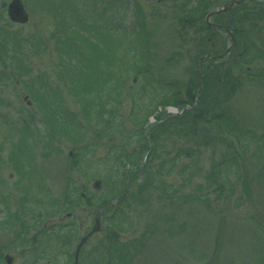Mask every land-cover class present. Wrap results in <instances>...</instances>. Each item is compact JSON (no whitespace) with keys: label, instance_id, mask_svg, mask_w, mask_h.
Masks as SVG:
<instances>
[{"label":"rangeland","instance_id":"rangeland-1","mask_svg":"<svg viewBox=\"0 0 264 264\" xmlns=\"http://www.w3.org/2000/svg\"><path fill=\"white\" fill-rule=\"evenodd\" d=\"M9 1L0 0V44L1 33L9 34V40L3 42L7 50H0V264L9 253L16 257L13 264H64L78 240L91 229L95 207L87 208L80 202L72 211L55 215L48 212L73 188L76 193L84 190L93 194L95 199L106 196L107 185L102 178L110 167L101 159L112 156L114 152L109 151L120 143L128 153L137 151L139 144L133 134L138 117L155 104L154 95L163 89L143 74L134 77L130 71L124 91H113L114 100L109 105L114 108L110 124L117 125L119 116H123L122 120L128 119L126 128L110 136L103 125L105 117L99 123L102 129L87 126L81 100L69 92V82L61 79L57 68L62 32L67 38L72 32L70 26L78 31L89 20L97 27L110 21L112 27L124 26L116 28L120 42L124 32H132L137 24L148 38L153 78H162L167 84L178 82L183 87L191 77L184 69L188 64L194 66L198 38L203 34L192 24L203 20L204 11L198 10L201 0H22L29 20L17 24L7 17ZM215 2L210 1L205 10L219 8ZM236 10L241 40L232 61L229 57L220 68L230 66L234 91L220 87L215 92L228 96L221 97L219 113L215 112L220 125L212 131L213 142L193 151L199 135L173 144L172 137L160 131L154 158L136 181L148 175L153 187L127 195L118 207L102 215L101 229L81 248L78 264H106L107 259H113L108 257L113 240L119 243L122 257L109 264H264V3L248 1ZM186 11H190L192 22H186ZM78 13L79 23L73 21ZM101 35L96 37L100 40ZM13 38L26 44H46L32 47L34 53L25 50L31 55L23 56L20 65L26 70L21 73L14 58ZM138 64L143 63L138 60ZM48 89L52 92L45 95L49 108L55 109L53 114L70 131L61 132L58 127L52 130L47 122L49 111L38 108L42 97L38 95V103L31 94ZM184 92L181 88L180 95ZM25 95L31 100L29 106L23 100ZM167 111L174 112L172 108ZM153 112L150 122L158 114ZM71 113L84 125L66 120ZM96 115L94 111L90 114L93 123L98 122ZM24 125L32 131L30 158L21 151L20 141L28 142V138L22 139ZM179 144L187 155L179 157L177 167H172ZM83 154L82 166L90 179L73 167ZM212 163H220V174L225 171L227 190L222 194L206 188ZM110 172L113 177L119 173L113 168ZM95 179L101 181L98 191L90 187ZM118 187L122 189L121 184ZM138 187L134 185L130 192ZM229 187L232 189L228 191ZM36 199L44 202L38 204ZM59 223L66 225V231L64 240L56 244L48 236L54 234L52 230ZM72 223L78 228L77 239L65 249ZM127 244L138 246L126 252L123 247Z\"/></svg>","mask_w":264,"mask_h":264},{"label":"trees","instance_id":"trees-1","mask_svg":"<svg viewBox=\"0 0 264 264\" xmlns=\"http://www.w3.org/2000/svg\"><path fill=\"white\" fill-rule=\"evenodd\" d=\"M185 17L186 22H192V20L190 19L192 18L191 13H186ZM108 32H110V30ZM108 32L104 31L102 42L93 41L92 38L88 36L90 34V30L83 29L81 33H78L77 30L72 32L73 34H78V43H80L81 47L80 55L83 56V58L80 57L77 61H72V59L69 58L63 59L62 67L64 68V70L61 71V76L70 81V90L72 92L81 95V97L85 99L83 102L84 108L82 109L84 115L89 116L87 114V109L91 104L93 105L94 103L98 102L97 104L99 109L97 111V114L99 115L100 121V118H102L103 116L102 110L106 109L107 112H112V108L109 107V105L112 103V100H114L112 92L114 91L116 92V94H122L125 89V79L130 71L134 72V77L143 74L144 78H146L147 80H150L152 83L154 82L155 84L161 85L163 91L155 95V98L159 97L160 99L156 101V104H154L153 107L154 110L158 107L162 108V112H160L157 117V121L160 122L157 124H153L148 130V139L151 141L154 148L149 153L145 166L142 168H137L141 163L143 154L148 150V144L144 136V130L145 125L147 124V117L151 114L150 108H147L144 114L138 117V127L133 134V138L137 139V143L139 144L137 151L132 150L133 153H128L126 149L123 148L122 143H120V147L113 146V149L109 151L110 153L113 151L114 154H112V156H107L108 164L112 168L123 169L126 166L132 167V169L128 171L131 189L134 185H138L139 187L134 190V192H129L128 195L140 194L143 190H148L149 186H152V180L148 175L141 182L136 183V181L138 175L145 172V170L149 167L152 159L154 158L155 145L157 144L160 135H162L159 134L160 131L169 134V136H171L173 139V144H178L179 141L181 142L188 140L189 135H199L200 140L196 139V148L193 149V151L197 149L199 150L201 144H207L210 141L213 142V135H211L212 131L214 127L220 125V123H218L217 114H215V112L219 113V103L221 101V97L228 96L227 94L221 95L216 94L215 92H219L218 89L220 87L223 91H234V77L231 76V69H229L230 66L226 70H220L221 66L215 64L213 61H204L201 68L202 74L204 75L203 90L195 101V90H197L200 79L192 64H188L184 69L185 73H187L191 77L189 79V83L187 85H184L183 87H181L178 82L167 84L162 78L154 79V73L152 72V66L154 63L150 62L151 56L149 54L150 52L148 51L147 46L148 38L147 35L143 33V30L140 31L139 28L138 31L133 29L132 32H124V35L121 38V42H123V45L120 44L119 48L123 50L121 56L123 57V59H125V61H123V63L120 65H116L115 60L113 59V55H110L111 51L109 49L110 47H113V49L115 48V38ZM142 36L147 40L143 39ZM15 40L16 42L14 43V46L23 51L22 46L23 44H26L22 39ZM106 42L109 45L108 49L105 47ZM62 47L63 50H65V52L63 53L66 57H69L71 52L76 50L75 44L68 39L63 41ZM14 58L17 60V68H19V65L21 64L20 62L22 60L21 58H19V55H16L15 50ZM126 59H130L131 61L127 62ZM138 60H140L143 64H138ZM167 61L169 62V59ZM97 62H103L106 69L100 70L98 68ZM141 66L143 67L141 68ZM120 69L122 70L121 72ZM149 71H151V73H148ZM166 87L168 88L167 90H165ZM181 88L186 91V93L184 92V95L182 96L180 95ZM31 94L33 95L35 100L39 102L38 93L32 92ZM104 94L105 97L103 99L102 97ZM194 103L196 104L192 106ZM186 105H188L189 108L184 109L182 113L167 117V114L165 113V107L174 106L178 111H180ZM53 112L55 111L53 110ZM53 112L49 110L48 116L53 119L56 125H63L61 120H58ZM109 115H111V113H109ZM72 116L75 117L73 114H70L67 117V120L73 123L75 120ZM119 117L121 119L119 118L120 122L117 123V125L111 126L109 118H107L105 124H103L106 125L107 132H109L110 136H114L116 134L118 135L119 132H121L120 130H124V128H126L128 119H126L125 121V119L122 120L123 116ZM97 124L99 125V122H97ZM60 129L63 132L69 130L66 126H60ZM100 129H102V127ZM176 153L177 159L175 160V162L173 161L171 163L172 167L177 166L176 162H179V157L182 158L183 156L187 155L181 144L178 145ZM219 167L220 163H212L210 172L206 176L205 181L207 183V190H209L210 187L213 188V191L217 192L218 194H222L227 189L225 188V184L223 181V174L225 175V171L223 172V174H220L221 169H219ZM151 175L154 176L153 174ZM118 176L120 181H124L122 176H120L119 174ZM230 189H232V187H229L228 191ZM110 194L109 197L112 198L118 195L119 192L110 191ZM66 195L69 197H66V199L63 198L62 203L61 201L58 202V208L60 211L72 210L73 204L71 201H73L76 205H78L80 201H84L77 193ZM108 199H102L99 204H104L108 201ZM123 200L124 197L119 199V202H122ZM85 203L92 206L88 197L85 199ZM53 230L56 231L57 234H60L61 230H65V226L59 224L58 229L56 228ZM57 239L58 241H63L64 236L59 238L57 237ZM118 246L119 243L113 240L108 250V257L113 259H107L106 264H109L111 260H116V258L121 259L122 256L118 251ZM137 246L134 247L133 244H127L123 248L126 250V252H132V250L137 249ZM110 250L112 254H110Z\"/></svg>","mask_w":264,"mask_h":264},{"label":"water","instance_id":"water-1","mask_svg":"<svg viewBox=\"0 0 264 264\" xmlns=\"http://www.w3.org/2000/svg\"><path fill=\"white\" fill-rule=\"evenodd\" d=\"M240 2V1H237V3ZM8 15L9 17L11 18V20L15 21V22H20V23H25L27 21V14L26 12L24 11L23 9V6L22 4L20 3L19 0H12V2L9 4V7H8ZM99 185H100V182L99 181H96L94 184H93V188L94 189H97L99 188ZM127 186V185H126ZM115 202L112 201L111 203H108V204H105L103 207H101L98 212H97V215L95 217V226L94 228L91 230V232L85 236L84 238H82V240L79 242L78 246H77V249H76V253H75V262L77 261V255H78V251H79V248L82 246V244L86 241V239L93 233L95 232L96 230H98V226H99V217H100V212L112 205L113 203ZM6 263L7 264H11L12 263V258L10 257H7L6 256Z\"/></svg>","mask_w":264,"mask_h":264},{"label":"flooded vegetation","instance_id":"flooded-vegetation-1","mask_svg":"<svg viewBox=\"0 0 264 264\" xmlns=\"http://www.w3.org/2000/svg\"><path fill=\"white\" fill-rule=\"evenodd\" d=\"M226 1H228V0H216L215 3L218 4L219 7H220ZM261 2H264V1L261 0ZM208 3H210V2H208ZM236 8H237V6H233V7L229 8V9H227L225 12L219 13L217 16H220V15H223V16H220L219 19H217V23H216L217 26H224L226 24L223 23L222 21L227 22V20H228V24L227 25H229L230 31H232L235 36H237L238 25H239V23H238L239 22V18L237 16Z\"/></svg>","mask_w":264,"mask_h":264}]
</instances>
